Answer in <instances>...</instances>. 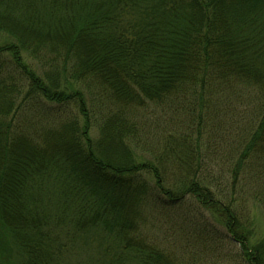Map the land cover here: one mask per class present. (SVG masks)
Listing matches in <instances>:
<instances>
[{"label": "trees", "instance_id": "16d2710c", "mask_svg": "<svg viewBox=\"0 0 264 264\" xmlns=\"http://www.w3.org/2000/svg\"><path fill=\"white\" fill-rule=\"evenodd\" d=\"M240 91L259 106L237 164L264 161V0H0V264H193L143 226L148 201L186 197L238 243L235 264H264V236L212 196L191 137L168 154L189 174L166 187L129 117Z\"/></svg>", "mask_w": 264, "mask_h": 264}, {"label": "rangeland", "instance_id": "374dc122", "mask_svg": "<svg viewBox=\"0 0 264 264\" xmlns=\"http://www.w3.org/2000/svg\"><path fill=\"white\" fill-rule=\"evenodd\" d=\"M85 93L88 103L90 99L96 109H102L100 96L87 90ZM216 98L202 107L181 99L173 103L145 102L129 115L137 129L134 148L146 159L162 158L166 187H177L173 185L189 172L171 164L168 154L174 143L190 136L192 141L187 145L202 163L199 178L214 198L230 203L240 221L249 223L254 237L260 238L264 236V161L249 155L237 164L258 116V100L255 94L243 92H226ZM142 212L148 237L193 264L238 263V243L228 240L226 228L197 199L186 197L165 208L148 201ZM84 255L82 260L86 259Z\"/></svg>", "mask_w": 264, "mask_h": 264}]
</instances>
